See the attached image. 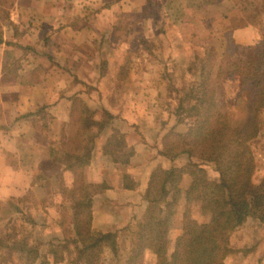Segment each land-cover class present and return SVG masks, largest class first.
<instances>
[{
    "label": "crops",
    "instance_id": "crops-1",
    "mask_svg": "<svg viewBox=\"0 0 264 264\" xmlns=\"http://www.w3.org/2000/svg\"><path fill=\"white\" fill-rule=\"evenodd\" d=\"M263 22L264 0H0V216L10 200L37 192L39 178L64 171L57 156L72 153L71 98L78 96L112 115L104 131L93 128L97 136L85 168L86 183L99 186L94 229L113 232L128 216L142 218L157 164L143 153L150 147L136 125L146 124L141 110L150 111L165 91L154 84L155 62L193 60L194 50L222 40L228 28L239 46L251 45ZM174 45L176 53L167 51ZM180 46L189 47V56ZM125 61L130 67L122 81ZM113 128L135 149L129 164L104 152ZM156 147L161 151L160 140ZM139 160L147 168L143 180L127 170Z\"/></svg>",
    "mask_w": 264,
    "mask_h": 264
},
{
    "label": "trees",
    "instance_id": "trees-1",
    "mask_svg": "<svg viewBox=\"0 0 264 264\" xmlns=\"http://www.w3.org/2000/svg\"><path fill=\"white\" fill-rule=\"evenodd\" d=\"M248 48L247 55L230 49L217 51L215 45L195 50V60L201 64L200 78L178 91L180 97L176 111L179 123L186 118L193 121L184 131L173 128L167 132L161 150L171 160L186 156L188 162L170 168L159 165L152 173L144 193L147 208L134 230L127 264H145L148 251L155 255V264H225L228 255L234 251L232 233L251 217L264 221V178L260 183L253 179L256 157L252 147L263 123L264 41ZM236 70L242 77L241 96L249 100L247 118L238 125L219 109L217 98L222 78ZM71 100V119L83 129L97 128L100 133L111 123L112 115L108 111L104 110L97 120L98 110L89 108L81 97L75 96ZM104 152L115 163L123 165L129 164L135 155L126 135L116 128L107 138ZM65 156L66 170L77 173L81 189L71 221V241L76 254L72 264H102L105 248L110 247L115 254L118 253V234L93 228V199L84 191L85 168L92 159V152H67ZM205 163L214 165L219 174L217 180L209 178ZM186 174L192 179L186 192L188 206L193 201H200L203 213L211 214V218L197 228L188 225L169 254L170 222L180 201L181 183ZM25 197L9 202L22 215L24 209L19 204ZM2 214L3 209L0 221ZM29 220L34 222L31 216ZM11 229L7 234L0 233V252L6 251L10 257L18 253L25 264H36L41 258L40 247L19 236L14 227ZM51 251L58 256V249Z\"/></svg>",
    "mask_w": 264,
    "mask_h": 264
},
{
    "label": "rangeland",
    "instance_id": "rangeland-1",
    "mask_svg": "<svg viewBox=\"0 0 264 264\" xmlns=\"http://www.w3.org/2000/svg\"><path fill=\"white\" fill-rule=\"evenodd\" d=\"M255 38L251 45L239 46L235 37H233V31L228 28L224 38L214 42L212 45H215L217 51L225 52L226 49H230L237 51L238 54L244 53L243 55H247L249 46H256L261 41H264V22L257 34H255ZM178 48L179 52L184 56L185 54L189 56L190 49L188 46H180ZM170 49H175V53L177 52L176 45L167 48V51H170ZM161 50L166 51V47L160 45ZM193 54V60L155 62L158 75H154V84L163 85L165 91L156 98L157 103L150 111L147 108L141 110V116L145 117L146 124H137L136 133L144 138L147 146L150 147V150L145 149L143 153L149 156L148 159H151L152 164L156 162L157 167L161 165L170 168L174 165L180 166L188 162L186 156L171 160L163 155L161 151L158 152L156 146L160 140L162 143L161 150H163V140L167 132L173 128L178 131H184L193 121L190 118H186L179 123L176 113L180 97L178 91L182 90L184 86H188L192 81H199L200 78L199 68L201 64L195 60V53ZM233 55L235 58L237 57V54ZM119 65L117 62L116 67L118 68ZM107 66V62L102 63L103 72L107 69ZM129 67L130 62L128 61L121 64L119 78L122 81H125ZM191 67H193L192 71ZM242 86V77L239 71L236 70L235 73L225 75L217 88L219 109L228 115L234 125L243 123L248 115L249 100L241 96ZM98 111L100 116L104 110L99 108ZM261 120L263 123L260 134L252 141L256 157V169L253 179L256 183H260L264 178V113L261 115ZM96 132L95 129L85 130L80 125L74 124L73 139L69 143L71 152L74 154L92 152L95 146ZM61 152L59 151L57 159L61 163L64 162V166L65 151L64 153ZM137 163L136 166L127 167V170L131 173L137 172L139 178L143 180L146 176L147 168H145L143 161L139 160ZM204 166L210 179L217 180L219 178V174L212 163H205ZM123 173L127 177L125 179L126 185L133 186L135 180L129 173L125 171ZM77 180V173L66 170V165L64 171L56 176L39 178L38 182L42 187L37 192H29L25 197L26 199L19 204L24 209L23 215L15 211L12 203L8 202L3 207L0 233L7 234L12 231L11 227H14L19 236L27 239L30 244L40 247L41 258L37 260L36 264H72L76 254L74 244L71 241L73 236L71 221L76 202L81 197L80 184ZM191 180V177L186 174L181 183V198L175 207V214L170 222L169 254L173 252L176 240L186 232L188 225H190V228H193V226L199 227V224H203L211 218V214L203 213L200 201H193L188 206L186 192ZM85 184V193L93 199V193L95 189H99V186L91 187L86 183V180ZM187 206L189 207V212L185 217ZM111 212L113 211L111 210ZM114 212L119 213L120 210L117 211L115 207ZM128 212L131 213L129 209ZM120 213L123 214V212ZM30 216L34 222L29 220ZM128 218H130L128 223L124 224L125 221H122V226L113 231L118 234V253L115 254L110 247L105 248L102 254V264H127L134 238V230L141 219L137 220V216H128ZM95 230L102 231L99 227H96ZM231 247L234 251L228 255L225 264H264V221L253 217L249 218L244 225L232 233ZM53 248L59 250L57 257L51 251ZM155 261V255L148 251L145 257V264H155ZM0 264L25 263L18 253L10 257L6 251H1Z\"/></svg>",
    "mask_w": 264,
    "mask_h": 264
}]
</instances>
